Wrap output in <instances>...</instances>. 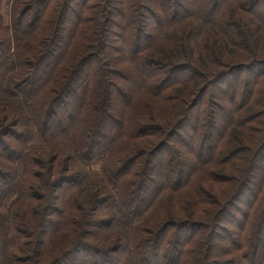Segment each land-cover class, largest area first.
<instances>
[{
    "label": "trees",
    "instance_id": "trees-1",
    "mask_svg": "<svg viewBox=\"0 0 264 264\" xmlns=\"http://www.w3.org/2000/svg\"><path fill=\"white\" fill-rule=\"evenodd\" d=\"M263 43L264 0H12L9 24L0 13V264H264ZM186 153L214 184L240 179L211 224L191 218L188 190L212 200ZM98 162L112 188L84 171ZM166 192L179 216L150 219ZM61 228L70 248L44 262Z\"/></svg>",
    "mask_w": 264,
    "mask_h": 264
},
{
    "label": "rangeland",
    "instance_id": "rangeland-1",
    "mask_svg": "<svg viewBox=\"0 0 264 264\" xmlns=\"http://www.w3.org/2000/svg\"><path fill=\"white\" fill-rule=\"evenodd\" d=\"M11 2H12V0H0V13H1V16H2L4 24H6V25L9 24V21H10ZM108 29L112 30L111 27L108 28ZM107 34L108 33L105 34L106 37H108L110 39L111 38L110 34H108V36H107ZM165 45H167V44L164 42L161 45V47H163ZM257 50H258V52L260 54L263 53V56H264V43L262 45H259L257 47ZM107 51H109V50H107ZM123 55H124V53H123ZM119 57L121 58L123 56H119ZM119 65H120L119 69L123 68V70L124 69L126 70V72L124 74L131 75V77H129L130 81H131V84L128 81H119L118 79L117 80L120 83V85H123L124 87H126L127 90H130V85H132V81L136 80L135 76H133L131 74L132 72H129L127 70V68L130 69L131 63L128 62V61L125 62L124 58H122ZM113 67L114 68H118L116 65L113 66ZM119 71H121V70H119ZM215 90L214 89H210L209 90L208 94H206V97H205L206 100H208L207 98H208L209 94H212L213 92H215ZM216 94L219 97L218 102H220V104L222 106H225L226 104L224 103V100L222 98V93L220 91L216 90ZM139 95L140 94H137L136 95V99H133L131 101V108L130 109H132L135 106L134 103L139 99L138 98ZM117 106L124 107V105H120V104H117ZM183 106H184V104H182V107ZM226 108H227V111H228V107H226ZM179 110H181L180 106H178L176 108V111H179ZM192 120L193 119H191L190 123H192ZM223 120H224V116H223L222 112L218 111L217 112V121H218V123L222 122ZM160 140L161 139L158 140V138H156V140L154 139L153 142L157 143ZM202 155H203V157L207 156V152L205 150H203L202 151ZM182 161H183V168H184L185 172L191 171V170H193L192 172H194V171L197 170V173L195 172L196 174H194L195 179L193 177V180H195L194 181L195 182V188H197L199 190L202 188V190H204L208 195L209 194L211 195V197L210 196L209 197L212 200L208 205L207 204H200V202H196L195 201V197H196L195 190H193V189H190V191L188 190L187 192H190L189 194L191 195V197H193V201H194L193 204H194V207L196 209L195 218H193L192 216H191V218L193 220H198L200 223L204 222V223H207V224H211V218L210 217L213 216V214L215 212H217L219 210V208L221 206H223V204H225L227 202V200H229L230 198H233L237 194V192L239 191V188H240V185H241L240 179L231 180V182H228V183L214 184V182H212L210 179H208L209 174H208V172L206 170L205 171H199V170H201L202 165H197V164L192 165L193 159L188 153L185 154V156L182 159ZM208 166H209L208 169L210 171L212 169L218 170L217 167L210 166V164ZM242 167L245 168L246 164L245 163L242 164ZM84 171H86L87 174L89 173L90 179H94L97 183H99L101 185H103V184L106 185L107 184L109 187L112 188V185H111L112 183L109 182V180L106 179L102 175V173L100 172L101 171V165H100L99 162L94 164V165H92L91 167H89V166L85 167ZM157 173H158V171H157ZM235 175H237V174L235 173ZM168 195H169V193H167V192L165 194H163V197L155 204L152 212H150V219H155L156 220V218H161L162 223H163V222H167L168 220L176 219L179 216V214L177 213L176 210L174 212H175V216H177V217H171L169 214H167V210L168 209H166V208H167V204L170 201V198H169ZM184 199H185V201L183 202V205H184L185 208H187V211H189L190 210L189 202H190L191 199H188L187 197H185ZM244 200H245V198H244ZM213 201H215V203ZM166 202H167V204H166ZM181 216H185V214H181ZM227 220L228 219H227L226 215L224 217H222V224L221 225H225ZM60 230L61 231H58L55 234H52L53 232H50L47 235V239H46L47 248L45 250L44 256L42 257L43 261L45 260L44 262L49 261V259H51V257H54L56 254L61 252V249H64V250L66 249L67 250V249L70 248L69 245L71 243V239L67 238V236L65 235V234H69L70 232H68L65 229L62 230V228ZM65 236H66L67 241H66V239L62 240V238L65 237Z\"/></svg>",
    "mask_w": 264,
    "mask_h": 264
}]
</instances>
